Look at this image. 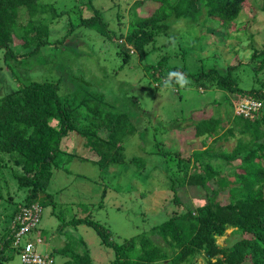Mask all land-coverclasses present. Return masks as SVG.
I'll use <instances>...</instances> for the list:
<instances>
[{"label": "rangeland", "instance_id": "374dc122", "mask_svg": "<svg viewBox=\"0 0 264 264\" xmlns=\"http://www.w3.org/2000/svg\"><path fill=\"white\" fill-rule=\"evenodd\" d=\"M36 5L38 15L31 18L24 13L21 23L32 19L45 25L49 47L20 65L6 63L0 50V97L14 92L19 83L33 81L56 83L60 100L74 105L85 97H101L105 111L127 113L135 128L124 142L126 162L132 158L144 161L142 170L129 163L102 170L86 160L93 153L84 147L83 137L78 132L70 133L61 145L58 168L53 171L48 189L54 204H40L42 217L37 230L45 237V244L37 248L40 253L51 254L65 244L63 239L74 243L78 239L87 245L92 264H111L113 249L101 244L93 227L81 224L73 228L63 221L90 216L107 229L112 241L121 244L143 233L149 235L152 227L167 221L175 212L187 208L195 212L196 207L205 204L203 189L178 186L181 172L190 167L195 150L209 145L214 146L212 152L227 153L234 148L238 135L226 134V139L215 142L212 137H195L193 125L219 117L226 130L233 125L230 121L234 106L242 97L216 88H198L189 76L212 67L224 70L233 66L232 75L241 89L261 88L264 63L252 55L264 49L262 2L245 0L237 20L224 29L216 19H206L204 15L197 21L195 16V21H173L166 33H152L153 41L145 48L147 54L142 61L133 49L125 59L117 43L123 41L135 21L154 13L158 7L154 0H37ZM96 14L109 31L107 37L79 24ZM13 45L16 53L26 52L21 41ZM160 60L163 69L184 68L187 76L183 80L188 84L182 86L180 79L178 83L168 81L166 87L161 79H155L153 70L146 66H157ZM262 105L264 117V99ZM217 108L219 115L215 113ZM85 113L84 108L74 111L78 128L89 125L84 120ZM212 162L225 164L221 158ZM14 169L17 168L8 164L0 169V244L12 226L13 212L24 204L28 194L26 187L18 186ZM231 170L226 165L222 175ZM175 197L179 202H174ZM239 237L229 229L217 242L230 246ZM153 239L163 245L160 238ZM5 257L0 264H21L12 245L5 248ZM63 261L55 256L56 264ZM191 264L205 262L197 256Z\"/></svg>", "mask_w": 264, "mask_h": 264}, {"label": "trees", "instance_id": "16d2710c", "mask_svg": "<svg viewBox=\"0 0 264 264\" xmlns=\"http://www.w3.org/2000/svg\"><path fill=\"white\" fill-rule=\"evenodd\" d=\"M154 1L158 3L154 13L135 21L123 41L117 43L125 59L130 57V50L133 49L142 61L147 54L145 48L153 41L152 33H166L173 21L184 19L189 22L194 16L197 21L198 17L204 15L206 19H216L220 29H224L237 20L245 2ZM261 2L264 14V0ZM36 4L37 0H0V50L4 52L6 63L12 61L20 65L49 47L48 28L45 25L32 19L26 24L21 23L24 13L31 18L38 15ZM79 24H85L105 37L109 34L98 14L79 21ZM16 40L21 41V48L26 51L24 54L14 51L13 43ZM252 58L264 63V49L255 50ZM161 63L162 60L157 66H146L148 70H153L155 79H161V83H178L187 76L184 68L163 69ZM258 66L256 68H260ZM234 70L233 66L224 70L212 67L189 76L198 88H216L241 96V99L252 98L261 102L253 118L234 114L230 121L233 125L226 130L219 117L194 123L195 137H212L213 141L219 142L226 139V134L238 135L234 148L227 153L212 152L214 146L209 145L204 150H195L190 167L181 172L178 186L200 187L205 191V204L196 207L195 212L188 208L175 212L167 221L152 227L149 235L143 233L121 244L112 241L107 229L90 216L72 218L62 224L73 228L81 224L93 227L101 244L113 249L111 264H191L197 256L205 264H264V117L261 115L264 99V89L261 88L264 83H261L260 89L243 90L232 75ZM255 70L257 74L258 70ZM102 105L101 97H85L77 105L67 100L61 101L58 85L51 82L19 83L14 92L0 97V169L6 164L16 167L13 174L18 186L28 189L24 204L13 212L12 223L21 206L37 204L42 209L41 205L45 203L54 204L46 190L53 170L58 167L56 159L61 152V143L70 137V133L78 132L83 137L84 147L93 153L90 159L84 160L91 161L102 170L126 163L135 165L138 170L143 169L142 158L125 160V139L135 132L128 114L105 111ZM78 108L86 110L84 120L89 122L88 127L78 128L75 125L78 117H75L74 111ZM215 113L219 115V108ZM220 130L222 133H219ZM103 131L106 132L104 136ZM218 158L225 164L215 165L212 161ZM226 165L231 166L232 170L224 176L222 172ZM174 202L179 200L175 197ZM41 217L42 212L27 240L33 241L37 235L42 239L37 230ZM229 229H232V234L240 236L239 239L230 246L218 244L217 239ZM33 234L36 236L30 238ZM13 235L12 224L0 244V260L6 258L5 248L10 245L14 248ZM153 237L160 238L163 245L156 243ZM14 249L20 257L19 249ZM49 255L54 261L55 256L61 257L64 260L62 264H92L83 241L74 243L68 240Z\"/></svg>", "mask_w": 264, "mask_h": 264}, {"label": "built area", "instance_id": "2783aa9c", "mask_svg": "<svg viewBox=\"0 0 264 264\" xmlns=\"http://www.w3.org/2000/svg\"><path fill=\"white\" fill-rule=\"evenodd\" d=\"M261 107L260 100L244 98L235 105L234 114L244 118H253ZM42 209L39 205L21 206L13 219V246L20 251L21 264H56L54 259L46 253H40L38 245L42 239L37 235L33 241L26 238L29 232L38 224Z\"/></svg>", "mask_w": 264, "mask_h": 264}, {"label": "crops", "instance_id": "0c3cea01", "mask_svg": "<svg viewBox=\"0 0 264 264\" xmlns=\"http://www.w3.org/2000/svg\"><path fill=\"white\" fill-rule=\"evenodd\" d=\"M62 143H63V141H62ZM62 143H61V145H62ZM57 168H58V167H57ZM57 168H56V169H57ZM54 170H55V169H54ZM54 170H53V171H54ZM54 172H56V171H54ZM53 174H54V173H53ZM53 174H52V176H53ZM77 177H78V178H81V177H83V176H77ZM83 178H85V177H83ZM50 184H51V180H50V182H49V184H48L47 192H48V189H49ZM39 232H40V231H39ZM39 232H38V233H39ZM40 233H41L40 235H41V237H42V239H43V242H44V244H45V241H44V240H45V237L42 235V232H40ZM77 240H78V239H77ZM46 241H47V239H46ZM63 241L66 242L64 239H63ZM78 241H79V240H78ZM46 243H47V242H46ZM42 244H43V243H42ZM60 248H61V247H60ZM60 248H59V249H60ZM50 253H51V252H50Z\"/></svg>", "mask_w": 264, "mask_h": 264}, {"label": "clouds", "instance_id": "9594fccd", "mask_svg": "<svg viewBox=\"0 0 264 264\" xmlns=\"http://www.w3.org/2000/svg\"><path fill=\"white\" fill-rule=\"evenodd\" d=\"M180 83H181V85L183 86L185 83H187V81L181 79V80H180ZM165 86H166V87L168 86V83H167V82H166Z\"/></svg>", "mask_w": 264, "mask_h": 264}]
</instances>
